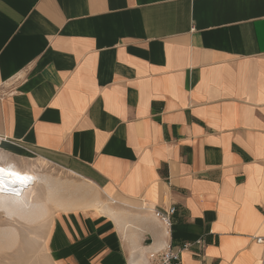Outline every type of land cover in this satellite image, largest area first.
<instances>
[{
  "label": "crops",
  "instance_id": "1",
  "mask_svg": "<svg viewBox=\"0 0 264 264\" xmlns=\"http://www.w3.org/2000/svg\"><path fill=\"white\" fill-rule=\"evenodd\" d=\"M0 140L101 203L53 264H264V0H0Z\"/></svg>",
  "mask_w": 264,
  "mask_h": 264
},
{
  "label": "rangeland",
  "instance_id": "2",
  "mask_svg": "<svg viewBox=\"0 0 264 264\" xmlns=\"http://www.w3.org/2000/svg\"><path fill=\"white\" fill-rule=\"evenodd\" d=\"M24 163L26 167L23 169L20 167L23 172L34 169L35 172L46 175L58 182L57 191L60 200L83 199V193L86 191L80 193L75 187L76 182L53 166L38 159L27 160ZM45 195L47 194L43 186L41 184L37 185L35 193L32 195V201H44L46 199ZM99 199L101 200V197ZM46 209L47 215L44 218L35 222H27L15 214L9 216L6 209L0 208V264H53L48 256L46 238L53 213L59 208H56L53 202H46Z\"/></svg>",
  "mask_w": 264,
  "mask_h": 264
},
{
  "label": "bare ground",
  "instance_id": "3",
  "mask_svg": "<svg viewBox=\"0 0 264 264\" xmlns=\"http://www.w3.org/2000/svg\"><path fill=\"white\" fill-rule=\"evenodd\" d=\"M0 168L6 170L5 172H0V181L5 182L2 186H0V208L6 209V212L9 216H11V214H15L19 218L27 222H35L41 220L47 215L46 202H53L56 208H59L61 210H69L75 208L101 209L98 208L101 203L97 199V196H95L94 194L90 195V193L89 195L83 193L85 196L83 195V199H80L81 201L79 199L74 201L60 200V198H58L60 195L58 196L57 191V188L59 187L58 182L56 180H52L46 175L35 172L34 169H30L29 172H23L22 169L14 163H7L4 165L0 164ZM9 170L15 171L20 175L30 177L31 179L25 184H20L18 182L12 183V178L7 175V172ZM40 184L45 189V192L47 194L45 195L46 199L41 202L32 201V195H34L35 193V187ZM79 190H81V188H79Z\"/></svg>",
  "mask_w": 264,
  "mask_h": 264
},
{
  "label": "built area",
  "instance_id": "4",
  "mask_svg": "<svg viewBox=\"0 0 264 264\" xmlns=\"http://www.w3.org/2000/svg\"><path fill=\"white\" fill-rule=\"evenodd\" d=\"M151 211L154 218H156L169 233L172 226L171 219L176 212V208L170 205L164 210L152 209ZM257 242L264 243V240L259 238ZM188 247V244H184L179 249H173L171 246L167 245L161 250L148 253L144 264H182L180 252Z\"/></svg>",
  "mask_w": 264,
  "mask_h": 264
},
{
  "label": "snow or ice",
  "instance_id": "5",
  "mask_svg": "<svg viewBox=\"0 0 264 264\" xmlns=\"http://www.w3.org/2000/svg\"><path fill=\"white\" fill-rule=\"evenodd\" d=\"M5 171H6L5 169L0 168V172H5ZM7 175L12 178L11 180L12 183L18 182L20 184H25L31 179L30 177L20 175L17 172L11 170L7 172ZM4 183H5L4 181H0V186H2Z\"/></svg>",
  "mask_w": 264,
  "mask_h": 264
}]
</instances>
